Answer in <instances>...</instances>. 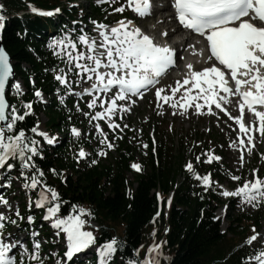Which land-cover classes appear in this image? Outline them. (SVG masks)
Wrapping results in <instances>:
<instances>
[{
	"label": "trees",
	"instance_id": "obj_1",
	"mask_svg": "<svg viewBox=\"0 0 264 264\" xmlns=\"http://www.w3.org/2000/svg\"><path fill=\"white\" fill-rule=\"evenodd\" d=\"M88 1L85 20L89 24L111 10ZM0 6V14L9 19L5 22L3 43L16 61V80L22 79L27 88L26 94L14 88L15 95L11 99L17 111L25 115L18 127H23L30 139H38L31 131L36 125L32 112H43L48 118L47 130L63 134L56 146L39 147L43 156L34 157L36 168L43 172V176L21 169L19 161H15L16 167L12 170L18 174L24 193L29 189L25 184H31L26 177L36 175L42 181L37 184L38 190L51 188L58 193L62 217L80 215L81 208L90 213L81 215V218L98 224L99 229L93 231V236L100 249L113 238L118 241L112 264H130V261L143 264L149 258V249L160 243L159 252L150 254L158 264H249L247 257L257 254L260 249L254 244H244L259 224V218L229 217V227L222 233L221 221L215 217L222 202L214 181L223 182L225 172L216 162L205 166L204 161L192 172L188 171L186 161L192 146L185 144L183 137L176 146L172 144L174 136L169 140L157 128L156 154L151 139L147 137V147L144 148L148 155L144 157L140 170L134 172L131 165L138 162V154L145 156L138 140L129 139L128 135L114 140L115 135H110L109 142L98 139V147H93L87 139L71 134L72 128L88 122L91 112L84 105L76 106L72 100L53 99V95L63 91L55 74L67 66L48 47L57 38L48 35L47 30L49 27L55 32L61 28L68 30L72 19L78 16V10L67 9L61 0H0ZM60 6L66 13V17L61 18L63 25L29 14L17 16L33 8ZM31 78L36 80L35 87L30 85ZM38 89L50 96V104L34 102L33 93ZM27 103L32 104L31 109L25 108ZM109 143L113 147H108ZM83 147L90 150L91 156L78 163L77 152ZM112 150L115 154L111 153ZM100 152L106 155H100ZM200 169L206 174L212 173L210 186L206 187L202 179L196 178L197 175L203 177L199 174ZM172 191L174 198L166 213L165 200ZM157 193L161 194V204ZM18 224L22 229L30 228L24 219Z\"/></svg>",
	"mask_w": 264,
	"mask_h": 264
},
{
	"label": "snow or ice",
	"instance_id": "obj_2",
	"mask_svg": "<svg viewBox=\"0 0 264 264\" xmlns=\"http://www.w3.org/2000/svg\"><path fill=\"white\" fill-rule=\"evenodd\" d=\"M135 4L134 11L141 17L151 14V0H128L131 7ZM2 7V6H0ZM179 23L185 29L206 38L210 55L208 60L215 58L221 67L213 64L202 70H193L192 65H188L189 76L185 78L182 85L191 84V88L198 89L194 95L189 94L191 88L185 89V95L181 99L185 102L180 103L181 108L193 106V101L203 100L204 104H214L217 109L221 108L218 99H226L219 96L217 86L224 93L238 94L243 99L240 104L241 110L247 105L249 109L255 111V115L260 120V132L264 136V110H256L253 106H264V27L254 24L253 20H259L264 23V0H175ZM33 11H37L35 8ZM122 13L125 9L120 6L114 9ZM59 9H56L58 12ZM40 15L52 16L53 12H39ZM247 17V19H244ZM5 17L0 14V30L4 28ZM99 31L102 40L99 45L91 39L86 33H81L76 40L66 35L63 38H57L48 45L53 49L55 55L64 60L67 71L60 69L55 79L62 85H65L68 92H72V83L68 79V73L75 70V75L81 79L92 81L90 88H85L84 92L91 95L96 91L107 93L113 88L118 89L115 95L106 100L109 106L104 111H97L92 119H102L105 116L109 119L110 128L120 127L112 122L111 117L121 106L117 104V99L124 101L131 96H140L142 90H147L150 86L159 83L158 78L166 73L175 63L174 50L167 46H161L153 42L152 38L144 34L140 28H130L132 21L121 20L117 26L109 29L108 25L93 21ZM167 35V33H163ZM77 41L87 49L82 52L77 47ZM97 48L104 49L103 52H97ZM58 49V51H57ZM66 57V59H65ZM103 69V71H101ZM223 69V70H222ZM226 74L235 82V92H232L225 79ZM12 75V66L9 63L8 54L4 48L0 47V169L7 168L9 171L16 167L15 161H19L21 169H28L43 176V172L36 168L34 157H42L43 153L39 148V141L30 139L23 127H18V122L25 119L24 114H20L14 105H10L6 99L5 89L9 77ZM79 83V80L75 81ZM178 86H182L177 81ZM14 87L19 90V84ZM178 89H172V96ZM254 90V91H253ZM163 88L157 89L156 96L164 101L169 100L168 95H161ZM35 95L42 98V93L38 90ZM96 99L88 103L89 108L96 106ZM134 102V101H133ZM173 108L177 107V102L171 104ZM32 104H25L26 109H31ZM194 107L200 109L202 105L195 103ZM11 110V115L8 110ZM129 110V109H122ZM96 127L99 129L100 125ZM127 127V125H125ZM240 130L245 131V125L240 123ZM40 137L44 138L48 144H53L55 139L49 137L46 132L38 131V126L31 129ZM102 131V130H101ZM72 132L79 136L80 132L73 128ZM12 133V134H8ZM103 142V141H102ZM244 143L243 140L240 141ZM108 147H113L111 143ZM147 147V145H145ZM100 155H106L100 152ZM80 157L85 156L83 150L79 153ZM216 160L221 159L215 157ZM199 160V157H197ZM95 162V161H93ZM208 162H211L209 160ZM132 168L139 171L138 164H132ZM192 169L191 163L186 166ZM55 171V170H53ZM254 172L256 170H253ZM21 175L24 172L21 171ZM31 180V187L36 188L42 181L37 179L36 175L26 177ZM204 185L210 186V174L199 177ZM232 179L239 180L240 177L233 176ZM25 187H29L25 184ZM48 188L47 185H45ZM51 198L44 191H41L39 199L36 201L37 207H44L47 203V214L44 219L53 220V227L62 229L67 234L68 250L65 256L69 261L72 260L74 253H77L95 242V237L91 232L84 231L83 225L86 223L81 215H87L84 209H79L80 215H70L60 217L57 213L60 211V202L58 193L51 188ZM224 196H237L242 200L251 203L258 196L264 197V178L257 177L254 181H246L236 191L222 193ZM0 203L5 205L8 201L0 197ZM169 206L171 201H168ZM76 210L74 209V212ZM17 216L19 212L17 211ZM5 219L3 213H0V220ZM31 217L29 220L31 221ZM15 223V221H12ZM4 227L0 224V229ZM255 233V229H253ZM260 234H254L247 243L251 244ZM19 241L6 242L0 237V264H15V259L10 255L13 248ZM118 241L113 238L110 242L103 245L99 251L100 264H107V259L111 258L117 251ZM34 251L29 254L30 259L37 261V264H43L39 255V243L34 244ZM159 245H154L149 249V258L145 259L143 264H158L151 259L152 252H159ZM249 264H264V250L257 254L247 257ZM130 264H138L136 261H130Z\"/></svg>",
	"mask_w": 264,
	"mask_h": 264
},
{
	"label": "rangeland",
	"instance_id": "obj_3",
	"mask_svg": "<svg viewBox=\"0 0 264 264\" xmlns=\"http://www.w3.org/2000/svg\"><path fill=\"white\" fill-rule=\"evenodd\" d=\"M115 5L118 7L123 6L124 9L126 8L129 10V7L126 6V0H112ZM158 1V0H157ZM86 4L85 0H81L78 7L84 6ZM157 7L162 8L159 11H155L152 17L143 22L141 21L139 24L148 32H152L157 37L162 38L160 36L161 31L156 27V23H161L162 17H168L171 15L170 7L165 2H157ZM168 11V12H167ZM161 12V13H159ZM159 13V14H158ZM133 13L131 15V18ZM166 17V18H167ZM180 36V35H179ZM178 36V37H179ZM183 34H181L180 38H183ZM177 38V37H176ZM201 43L198 41H193L189 44L186 51L183 52L181 56V61L186 63L188 60H191V65L193 70H196L198 66L207 61L205 57L199 52V47ZM186 72L184 69L177 70L173 72L157 89L163 88L164 91L161 95H168L169 100L166 102L162 99H158L156 96V90L151 91L147 95L143 96L141 100H133L128 103L129 110L126 111L127 117L123 118V124L127 125L130 122V132L129 138H136L139 139L141 143L145 144L146 141V134L148 133L150 137L155 138V131L159 126L160 132H163L164 135L171 140L174 136V141L172 144L178 145V141L180 137H183L184 143L191 144L192 152L189 156V163H191L192 167L194 162H197V156L194 155L193 151L199 149L201 154L198 156L199 159L203 157H210L213 158L215 152V145L219 144V150L222 151L223 155L220 157L221 159L218 160L219 163H222V170L225 172L227 176V180L224 182L222 186H218V188L222 191L233 192L236 191L240 184L239 182L243 180L246 181H254L257 177L264 178V136H261L260 132V125L258 126V136L256 135V147L255 149L247 148L244 152L241 153V146L240 144L237 145L235 139L238 136V129L234 126V123L229 119L225 118L221 115H211L207 112H201V110H189L188 108H181L179 106L180 103H184L185 101L180 98V94L182 93L183 86L182 82L185 78L189 76V74H185ZM177 81L181 82L182 86L177 85ZM19 90L24 91V88L20 82ZM16 83V84H17ZM79 85L81 83L79 82ZM191 88V84L186 85ZM177 88L178 90L175 93V96H172V89ZM70 95V94H69ZM73 96H65L63 99ZM74 97V96H73ZM37 101L46 103V98L44 95L41 97H37ZM79 102V101H78ZM173 102H177V107L173 108L171 104ZM98 109H101L100 105H97ZM37 120L38 131L46 132L45 124L47 119L43 114H35ZM152 123L153 126L151 129L147 126L149 123ZM120 123V122H118ZM99 124V121L94 120L90 121L87 124L88 130L86 133L84 132V137H89L93 140L100 132L104 131L105 128H109L108 126H100L98 129L96 125ZM36 126V127H37ZM123 129V128H122ZM122 129L118 130L121 131ZM102 130V131H101ZM117 131V129H116ZM115 131V132H116ZM214 132V133H213ZM213 133V134H212ZM48 134V133H47ZM122 133H120V137ZM59 137H61L59 135ZM107 138V135L103 137V139ZM210 140V141H209ZM212 141V142H211ZM214 143L213 148L211 150H207L206 145ZM39 145L43 146L39 141ZM85 156H89V151L85 150ZM145 156L147 152H144ZM113 154V152H112ZM142 163L144 162L142 156L138 158ZM253 170H256L255 172ZM233 176L240 177L239 180L232 179ZM132 178V175H130ZM243 182V183H244ZM2 189L9 190L7 195H2ZM46 194H49L46 191ZM0 197H3L5 200L8 201V204L5 205L0 203V213H3L5 217H13V219L20 220L23 217V210L25 206H30V200H33L35 197V193H31L29 196L24 197L23 193H21V188L19 183L16 181V176L14 173H9V176L6 177L5 180L0 181ZM222 202L226 203L225 205L219 206V209L216 212L217 219H220L222 222L221 229L225 232L228 228L227 224V217L232 218H240L242 216L251 217H258L260 218L261 222L260 225L257 227V231L259 232L257 239L253 242L261 243L264 245V238L262 237V228L264 224V197H257L255 200H252L249 203L246 200H242L240 197L237 196H224ZM229 204V205H228ZM32 212L34 215L37 214V210L32 206ZM17 211L19 212V216H17ZM45 217V215H44ZM42 223L46 226V229L49 230V233L52 235L54 239L53 245L54 248H47L45 251H41L39 248V255L41 259H43V264H63L65 261V256L59 254L60 252L66 253L68 250V242H66L65 236L67 235L65 232H62L61 235L64 238H60L57 233L56 228H54L53 221L47 222L44 219ZM262 218V219H261ZM45 220V221H44ZM29 221V220H28ZM42 225V226H43ZM98 226L95 223H89L88 225L85 224L83 226L84 231L90 232L91 228H97ZM30 238H32L33 243H39L40 247L45 245L44 239L42 237H36L35 233H31ZM29 234H26L24 231L14 227L11 229L10 233L3 237H14L20 236L22 237L21 243L19 244V250L25 249V239L29 237ZM91 252L97 250V246L93 243L90 245ZM34 251V247L29 249L27 255ZM114 258V255L111 258L107 259V264L111 262ZM31 259H26L23 264H33Z\"/></svg>",
	"mask_w": 264,
	"mask_h": 264
},
{
	"label": "bare ground",
	"instance_id": "obj_4",
	"mask_svg": "<svg viewBox=\"0 0 264 264\" xmlns=\"http://www.w3.org/2000/svg\"><path fill=\"white\" fill-rule=\"evenodd\" d=\"M162 8H157L156 11H159ZM155 12V11H154ZM168 12V11H167ZM161 13V12H159ZM158 13V14H159ZM152 16V15H150ZM161 23H156V27L159 29V31H166V40L172 41L175 43L176 37H178L182 31L180 30V27L176 26L175 21L172 19V16L162 17ZM184 52V51H183Z\"/></svg>",
	"mask_w": 264,
	"mask_h": 264
},
{
	"label": "water",
	"instance_id": "obj_5",
	"mask_svg": "<svg viewBox=\"0 0 264 264\" xmlns=\"http://www.w3.org/2000/svg\"><path fill=\"white\" fill-rule=\"evenodd\" d=\"M0 47L4 48L5 52L8 54V57H9V63H10L11 66H12V75L9 77L8 82H7V84H6V89H5L6 99H7V101L9 102V100H8V90H9L10 82H11L12 79H14V76H15V67H14V65H13V58H12V56L10 55V53L6 50L4 44L1 43V44H0ZM9 104H10V102H9ZM8 111H9V110H8Z\"/></svg>",
	"mask_w": 264,
	"mask_h": 264
}]
</instances>
